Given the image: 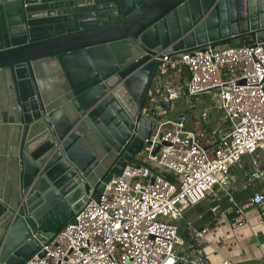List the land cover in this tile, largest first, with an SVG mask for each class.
<instances>
[{
  "label": "water",
  "instance_id": "obj_1",
  "mask_svg": "<svg viewBox=\"0 0 264 264\" xmlns=\"http://www.w3.org/2000/svg\"><path fill=\"white\" fill-rule=\"evenodd\" d=\"M263 40L264 0H0V80L9 95L0 118L10 123L0 264L42 256L38 242L71 219L90 186L97 199L126 159L135 165L155 120L143 102L157 52L179 59L176 51L208 42ZM46 60L64 86L57 103L45 95Z\"/></svg>",
  "mask_w": 264,
  "mask_h": 264
},
{
  "label": "built area",
  "instance_id": "obj_2",
  "mask_svg": "<svg viewBox=\"0 0 264 264\" xmlns=\"http://www.w3.org/2000/svg\"><path fill=\"white\" fill-rule=\"evenodd\" d=\"M176 52L179 59L165 51L153 56L155 72L143 108L155 120L132 159L135 165L126 159L121 173L112 174L97 199L90 186L85 203L71 219L47 241L38 242L44 254L34 253L22 264H211L199 246L208 227L194 229L191 244L179 237L174 219L215 191L236 206L230 169L243 155L250 156V169L240 187L257 182L249 200L260 207L264 221V172L254 156L264 149V40L238 47L208 42L202 50ZM180 65L188 79L160 86ZM184 93H212L213 105L199 117L206 119L213 108L228 122L211 152L183 119L167 116ZM162 102H169V108ZM130 133L137 134L135 121ZM242 222L236 218L237 225Z\"/></svg>",
  "mask_w": 264,
  "mask_h": 264
},
{
  "label": "crops",
  "instance_id": "obj_3",
  "mask_svg": "<svg viewBox=\"0 0 264 264\" xmlns=\"http://www.w3.org/2000/svg\"><path fill=\"white\" fill-rule=\"evenodd\" d=\"M53 69H56V65L51 60H46L39 66L40 71L46 72L42 78L45 95L54 97L50 103H57V95L64 90V86L59 84L60 75L50 74V70ZM179 75L178 67L172 75L161 79L160 86L170 81L185 82L186 80L180 78ZM2 81L0 80V114L2 104L9 102L8 88L2 84ZM62 96L64 95L59 97ZM188 97L193 96L184 93L176 102ZM178 117L184 120L188 129L195 132L205 147L210 146L209 152L219 134L228 127V122L222 119L220 113L213 108L209 109L208 116L206 119H201L199 125L189 124L186 116L178 115ZM9 124L5 119L0 118V158H6L5 163L9 157L6 150L10 140ZM254 156L260 161V167L264 172V149H258ZM249 164L250 156L243 155L239 162L230 169L233 182L230 191L236 206L231 205L224 195L215 191L214 194H208L197 203L188 206L183 211L182 217L174 219L179 237L191 244L195 243L192 231L208 227V230L203 233V241L199 246L211 264H220L222 260H227L230 264H264V221L260 216V207L249 200V196L257 190L258 185L257 182H252L245 189L240 187L249 173ZM170 176L173 178L172 175ZM8 186L6 170L0 167V191H5ZM237 208H241V213ZM236 218L243 219V222L237 225Z\"/></svg>",
  "mask_w": 264,
  "mask_h": 264
},
{
  "label": "rangeland",
  "instance_id": "obj_4",
  "mask_svg": "<svg viewBox=\"0 0 264 264\" xmlns=\"http://www.w3.org/2000/svg\"><path fill=\"white\" fill-rule=\"evenodd\" d=\"M211 97H212V93H207L203 95L188 97L186 99H181L179 102L175 101L176 103L175 102L173 103L172 109L166 111L167 116L169 117L174 116V118L178 117V115L186 116V118L189 120V124L199 125L201 121V118L199 117V113L202 110V108H209L211 105H213V97L212 98ZM189 105H192V106L189 107ZM109 157H110V154L106 153V156H105L106 160H108ZM165 177L168 179H171L170 175L168 174H165ZM97 197L98 195H96V198Z\"/></svg>",
  "mask_w": 264,
  "mask_h": 264
},
{
  "label": "trees",
  "instance_id": "obj_5",
  "mask_svg": "<svg viewBox=\"0 0 264 264\" xmlns=\"http://www.w3.org/2000/svg\"><path fill=\"white\" fill-rule=\"evenodd\" d=\"M179 69H180L179 77L182 78V79L184 78L185 80H187L188 79L187 69L183 65H180Z\"/></svg>",
  "mask_w": 264,
  "mask_h": 264
}]
</instances>
